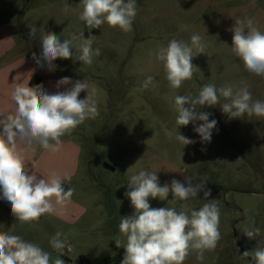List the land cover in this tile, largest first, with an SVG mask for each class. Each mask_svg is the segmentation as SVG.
<instances>
[{"label": "rangeland", "instance_id": "1", "mask_svg": "<svg viewBox=\"0 0 264 264\" xmlns=\"http://www.w3.org/2000/svg\"><path fill=\"white\" fill-rule=\"evenodd\" d=\"M79 3L70 5L67 12L64 5L53 14L45 11L42 14L47 15L38 19L41 33L53 32L61 40L81 32L84 38L91 34L96 36L93 49H101L90 65L65 59L81 71L80 76L91 84L89 89H96L99 115L68 135L81 145L72 198L89 209L95 226L74 241L66 239L72 253L65 250L60 258L65 264H78L85 257L91 264H121L124 249L115 246L114 238L120 218L134 212L125 196L128 178L149 170L158 171L161 186L172 179L183 181L184 176L192 177L193 183L206 180L209 199L218 200L222 238L216 249L205 252L202 261L192 252L183 264H250V257L240 255L264 248V118L230 119L220 104L202 108L212 114L210 120L217 121L211 142L202 143L193 124L178 129L172 105L175 95H196L205 84L219 88L241 80L250 85L253 99L264 100V77L244 69L229 48L232 33L228 30L234 18L248 16L264 31V0H137L133 30L127 33L107 24L89 32L78 18ZM193 34L204 38L206 52L193 59L199 69L193 78L173 90L162 64L150 53L173 38L190 42ZM148 76L154 79L145 89L142 84ZM224 102L221 98L220 103ZM178 131L196 143L183 148L175 139ZM149 202L153 208L190 212L207 200L201 192L198 198L174 204L158 198ZM246 227H258L260 235L248 239Z\"/></svg>", "mask_w": 264, "mask_h": 264}, {"label": "clouds", "instance_id": "2", "mask_svg": "<svg viewBox=\"0 0 264 264\" xmlns=\"http://www.w3.org/2000/svg\"><path fill=\"white\" fill-rule=\"evenodd\" d=\"M71 7L65 3L63 10L67 12ZM77 7L81 9L78 18L89 32L105 24L125 33L133 30L137 0H80ZM228 30L232 33L229 48L243 62L244 69L254 76L264 77V31L256 26L253 17L248 16L234 18V24ZM36 32L35 27H30L29 37L35 38ZM95 39L96 36L91 34L84 38L81 32L61 40L55 33L45 31L39 36L42 51L39 56L34 52L32 57L38 67L48 71L56 69L54 61L57 59H72L90 65L94 56L101 55L100 48L93 49ZM205 52L204 38L193 34L190 42L171 39L166 46L161 45L151 52L150 57L162 64L168 86L176 90L199 71L192 61ZM153 79L148 76L142 87L148 88ZM56 87L57 91L49 94L40 86L17 84L11 93L14 112L0 113V199L10 203L11 213L21 225L38 222L44 214H61L62 207L71 201L76 191L75 187H66L71 183L70 174L52 171L44 176L29 169L26 151L35 153L37 149H44L55 153L63 142L62 137L99 115L94 99L96 89H89L84 80L73 82L71 78L63 77ZM62 87L64 90L60 91ZM81 92L87 93L83 99L79 98ZM221 98L225 101L222 104ZM173 101L178 129L193 124L202 143L211 142L217 126L215 119H209L212 114L201 111L202 108L220 104L222 112L230 119L264 118V100L253 99L250 85L245 80L219 88L208 83L201 86L196 95H175ZM197 122L200 123L197 125ZM175 139L183 148L196 143L179 131ZM21 143L24 148L20 147ZM157 172L140 170L128 178L125 196L134 212L120 218L119 234L114 238L115 246L124 249L121 264H183L192 252L202 261L205 252L215 250L222 238L218 200L209 199L211 190L205 188L206 180L193 183L192 177L184 176L183 181L172 179L161 186ZM201 192L207 202L190 212H178L175 207L153 208L149 202L158 198L174 204L198 198ZM62 235L57 231L49 241L59 253L53 261L51 253L39 245L19 235L0 232V264H65L60 256L71 247L66 239H61ZM244 235L250 240L256 239L260 229L246 227ZM240 257H250V264H264V248L244 251Z\"/></svg>", "mask_w": 264, "mask_h": 264}, {"label": "crops", "instance_id": "3", "mask_svg": "<svg viewBox=\"0 0 264 264\" xmlns=\"http://www.w3.org/2000/svg\"><path fill=\"white\" fill-rule=\"evenodd\" d=\"M78 4V0H0V113L10 114L14 112L15 105L11 99V93L17 84H32L34 78H39V85L49 94L57 91V82L63 77H69L74 82L84 80L90 87L85 77L80 76V70L65 59L54 61L56 69L48 71L47 68L38 67L32 54L39 56L42 48L36 41L41 34L38 19L45 11L55 13L60 11V6ZM30 27H35L36 37L30 38ZM67 87H71L68 85ZM63 91L64 88H60ZM83 94L81 92L79 98ZM62 144L55 153L37 149L35 153L30 150L25 153L27 167L38 175H48L52 171L71 175L73 181L79 175L81 145L72 137H62ZM21 148L24 145L20 144ZM2 195V192H0ZM74 198V197H73ZM64 205L61 214H44L38 222L21 225L16 222L11 213V205L0 199V232H7L21 236L24 240L39 245L52 255L59 254L52 248L50 239L57 231L63 235L61 239L76 240L80 234L89 231L95 226L93 217H89V209L76 199ZM70 253L72 251L70 250ZM86 258V257H85ZM88 260V259H87Z\"/></svg>", "mask_w": 264, "mask_h": 264}, {"label": "trees", "instance_id": "4", "mask_svg": "<svg viewBox=\"0 0 264 264\" xmlns=\"http://www.w3.org/2000/svg\"><path fill=\"white\" fill-rule=\"evenodd\" d=\"M41 80L39 78H34L32 81L33 86L37 87L41 84L40 82ZM78 264H91V262L89 260H87L86 258H82L81 262Z\"/></svg>", "mask_w": 264, "mask_h": 264}]
</instances>
